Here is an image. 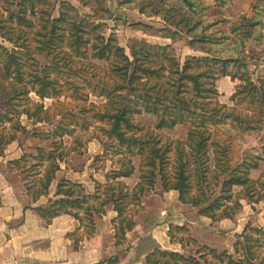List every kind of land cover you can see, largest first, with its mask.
Masks as SVG:
<instances>
[{"label": "rangeland", "instance_id": "rangeland-1", "mask_svg": "<svg viewBox=\"0 0 264 264\" xmlns=\"http://www.w3.org/2000/svg\"><path fill=\"white\" fill-rule=\"evenodd\" d=\"M84 1L85 2L82 0H45V3L53 9L50 10L53 19L59 18L62 10H66L70 16L78 13L79 20L84 21L87 29L91 30L93 40L99 41L100 38L108 40L112 47L108 50H104L103 47H100L98 49V53L100 52V54H106L107 56L111 54V50L120 46L124 49L125 55L128 56L131 61H134L131 51L132 48H140L143 44L167 48L165 51L168 56L166 60H163V58H156V56H152L149 53L147 54L145 53L146 51H141V53H139L141 60L148 63L146 69L143 67L145 74L158 78L162 85L157 86L161 90L165 89L167 93L176 84V68L182 69L190 58H209L213 60V69H210L209 65L211 64L208 63L203 67L204 73L202 76L208 75L211 77L203 78L204 80L202 82L206 85L200 88H194V90L184 87L181 91H178L177 86V88L173 89L171 92L172 97L175 93L180 92L182 96L189 98L192 108H194V105L202 103L200 106L209 107V110L203 111L198 109L195 111L193 109L196 115L189 114L186 111L182 113L183 120H186L185 124H178L173 129L165 128L163 130H156V118L153 115L141 114L134 116L135 123L141 127V129L139 128L138 134L145 137L143 139L147 141V144L150 141L151 145L156 144L163 148H167V151H169L168 154H166L168 159L165 158L166 155L162 158L164 181L160 173L161 167H159V165L156 167L158 178L155 182H151L153 181L152 172H154L155 167H150L148 165V159H145V157L140 154L134 157L128 156L127 149L130 148L131 145H127V143L121 144L117 138L111 137L110 125L113 121L112 119L100 121L97 119V114L95 115L96 111L84 113L80 110V107H77L73 113H67V108L73 109L72 107L77 106L74 100L70 99L67 94L56 100L49 98L41 100L34 92H31L29 96H23L24 94H21L22 97L19 98L20 100L15 102L17 109L14 110H16V112H21L25 107L33 109L28 102V98L33 102L44 104L46 108L52 107V104L57 100L69 104V106L56 108L55 112V115L59 114V111L68 114L66 121L71 122L73 125L80 124L78 127H81L76 128L77 130L75 129L76 131L73 137L67 136L64 139L68 148L76 145L74 151L68 152V154L67 151H65L68 155L65 161L69 168L80 170L88 167L93 171L101 170V174L103 175L105 172L112 169L117 170L122 168V166L127 164V160H131L136 167V172L128 182L133 186L136 182H139L141 173H143L147 184L154 183V186H156V188L158 187L157 193L163 190V182L168 186L179 183L180 173L184 171L187 177L184 185L186 189L190 190L191 195L201 194V190L203 189L210 203L219 200L221 204H227L229 200L223 198L225 194L223 184L232 169L240 165L242 167L238 172L243 173L246 165L259 162L261 168L258 171L264 172V123L251 120L254 127L252 129H247L244 122L225 114V109L219 108L218 114H213L212 108L215 109L217 103L225 106L228 110L232 108L236 109L244 115H252L251 110L255 109L254 105L251 103L252 99L250 96L244 99V106L237 105L236 102L237 100H242L244 94L237 93L235 103L231 100L237 87L241 86L239 89L240 91L242 87H247L248 83L239 80L233 81L230 77L221 75L220 67L222 66L219 63L224 60H236L240 58L238 55L231 52L233 45H237V40L233 32L230 31V27L237 23L235 29L238 31V35L247 38L246 46L243 49V55L244 58H246V60H244L246 67L238 68L229 64L226 66V73L237 76L244 75L245 77L252 78L255 82L260 78H264V0H191L189 2L185 0ZM62 4H66V6ZM1 5L2 0H0V6ZM67 5H71L76 10L71 9ZM44 7L43 4L40 5L41 9ZM253 10H257L256 17ZM180 16H183L186 21H182L181 18L179 19ZM242 16L255 18L254 23L256 22L257 25L254 23V25L248 24L242 29V26L239 25L240 23L242 24ZM172 19L173 22L176 21L174 24L170 25L171 23L169 24L168 21ZM176 23L180 28H177ZM240 29L241 31L239 32ZM202 33H205L208 37H204ZM224 33L229 36V38L221 42L225 38L223 36ZM162 34L172 37V39L164 38L161 36ZM0 44H4L1 38ZM5 46L11 49L10 44L5 43ZM201 48L206 49V51H201ZM91 53L92 51L89 52L90 55ZM57 54L59 58L62 56L61 53H56L54 56L52 54L49 57H46L44 53V55L33 56V59L25 56L26 59L23 62V80L22 82L17 81L16 85L19 84L21 88L22 86H26L29 89L33 87L36 88L38 82L33 76V73L38 70L44 75L47 74L55 84L56 81L59 82L60 86L64 83L62 86L64 93L73 94V87L77 82L78 85L81 86V89L85 90V93H92L93 90L98 93L104 91L110 93V96L114 98L109 100L105 98H96L94 95H91L89 98L91 104H103L108 101L113 107H119L122 101L125 103L135 100L129 95V92L133 89L128 85L129 81L123 84L122 79L116 75L112 76L111 74L110 78L103 76L104 71L108 68V64L105 60L100 62L94 58L90 59L89 56V60L82 61L84 62L82 65L83 67L88 66L90 63L93 64L92 67L86 69V75L81 73L79 71L80 69L75 72L65 68L59 70L54 65L56 61L59 62L55 56ZM170 58H173V61H170ZM155 59L157 62H153ZM60 63H62V61H60ZM113 77L116 78L114 79ZM152 82L153 81H150V84ZM55 84L54 87L56 88L57 86ZM118 84H120V87H117ZM121 85L125 87L122 88ZM6 88H8V85L3 68L0 65V117L10 110L7 94L2 93ZM115 88L117 91H115ZM197 91H200V96L198 98L196 97ZM59 92L62 93V91L57 89V93ZM85 93H81V97L76 95L81 102L85 100ZM176 99L178 100V97ZM137 102L139 105L143 104L142 100H137ZM81 105L82 103L79 104V106ZM12 118L13 121L7 123H2L0 119V146L4 145L6 139L14 133L13 124L16 125L20 122L28 131L27 134H23L22 132L18 133L16 135L18 139L16 143L28 154H36L35 149L38 147L50 148V142L47 140H40L34 137V134L40 133L41 135L47 132H54L57 123L61 120V117L56 116V118H52L48 123H34L33 121H29L26 116H19L18 113H13ZM255 120H258V118H255ZM75 127L76 126H71L69 128L72 129ZM196 130H199L200 133H194ZM64 131L68 130L65 129ZM191 132H193L192 135ZM202 136H205L207 139V145L202 146L199 152L193 151L194 144L200 141ZM76 138L80 140L78 145L76 142L73 143ZM89 141H92V143L88 144ZM219 144H222L221 149L226 152L222 151L215 154V150H217ZM225 147H232V151L225 150ZM140 148L141 146L136 144L133 147L136 152ZM140 150L145 153V156H148V150ZM196 155L201 157L200 163L194 162V157ZM180 161H182V163H180ZM158 163H160L159 160ZM33 164V162H30L29 166ZM91 180H93V178H91ZM262 183L264 185V178L262 179ZM260 188L261 191L264 192L263 187L260 186ZM155 190L154 187V191ZM240 190L238 186L233 187L234 194H237ZM156 202V205L160 204V202ZM186 205L188 208L192 207L190 204ZM142 211L143 208L141 204L139 205L136 203V205L128 209V216L133 218L139 217ZM141 216L143 217L142 214ZM262 229L264 230V228ZM107 232V236L104 237V245L108 247L113 243V238L109 229ZM171 235L175 243L182 238L186 241L187 245H189L184 251L179 253L187 257L195 255L197 247L189 243L188 235L192 237L190 230L188 233L172 230ZM120 237L121 236H119V238ZM261 237L260 234H255V238L261 239ZM198 244L201 247L204 246L200 245V243ZM175 247L176 244L168 246L166 249L170 252H174L173 250ZM211 249L219 253L225 252V250L223 251L217 248ZM260 250L264 252L262 247ZM233 251L234 246L232 253ZM257 252L260 251L257 250ZM205 254L209 261H212V254L208 252ZM115 258L117 259L118 257L115 256ZM104 261L109 264L115 262V260L112 258L110 259V257L109 259H104Z\"/></svg>", "mask_w": 264, "mask_h": 264}, {"label": "trees", "instance_id": "trees-1", "mask_svg": "<svg viewBox=\"0 0 264 264\" xmlns=\"http://www.w3.org/2000/svg\"><path fill=\"white\" fill-rule=\"evenodd\" d=\"M82 1L85 2L84 0ZM185 1L189 2L191 0ZM41 4L45 6L42 9L40 8ZM62 5L66 6V4ZM67 6L76 10L71 5ZM50 10L53 9L45 3V0H2V5L0 6V38L4 43L3 45L0 44V65L3 68L4 76L8 85V88L2 93L7 94L8 103L10 105V110L0 117L2 123L12 122L13 113H18L19 116H26L29 121H33L34 123H48L52 118H56V116L61 117L54 132H47L41 135L40 133L34 134V137L50 142L49 149L38 147L35 149L36 154H25L20 160L11 162V165L15 168H24L26 170L25 173H27V177L30 179V183L27 185L29 192L35 197L48 193L57 172L61 168V163L65 161L66 156L68 157V152L70 153L76 149V145L68 148L64 142L65 137H73L74 132L77 130L76 128H81L78 127L80 124L73 125L71 122L66 121L68 114L57 111L59 114L55 115L56 108L69 106V104H65V102H61L60 100L53 103L52 107L46 108L44 104L33 102L28 98V102L33 109L25 107L21 112H16V110H14L17 109L15 102L20 100L19 98L22 97L23 94V96H29L31 92H34L41 100L47 98L56 100L67 94V96L74 100V103L77 105L72 107L73 109L67 108V113H73L77 107H80V110L84 113L88 111H96L95 115L97 114V119L100 121H108L112 119L113 121L110 125L111 137L117 138L121 144L127 143V145H131L130 148L127 149L128 156L134 157L137 154H140L145 157V159H148V165L150 167H155L154 172H152L153 181L151 182H155L158 178L156 173L157 165L161 167L160 173L163 177L162 158L168 154L169 151H167V148H163L159 145H151L150 141L147 144V141L143 139L145 137L138 134L139 128L141 129V127L135 123L134 116L141 114L153 115L156 118V130H163L165 128L173 129L178 124H185L186 120H183L182 113L186 111L189 114L196 115L195 111L198 109L203 111L209 110V107H201L200 105L202 103L196 104L194 105V108H192L189 98L182 96L180 92L175 93L172 97L171 92L173 89H176L177 86L178 91H181L184 87L186 89L190 88L191 90H194V88H200L206 85L202 82L204 80L203 78L211 77L208 75L202 76L204 73L203 67L208 63L211 64L209 65L210 69H213V60L209 58H190L182 69L176 68V84L167 93L165 89L161 90L157 86L162 85L158 78H154L151 75L147 76L145 74L143 67L146 69L148 63L142 61L139 56L141 51H146L145 53L147 54L149 53L152 56H156V58H163V60H166L168 57L165 53L167 48L151 46L148 44H143L140 48H132L131 51L134 61H131L129 57L125 55L124 49L120 46L111 50V54L106 56V54L98 53V49L103 47L104 50H108L112 47L109 41L105 38H100L99 41L93 40L91 30L87 29L84 21L79 20L78 13L70 16L66 10H62L60 17L53 19ZM141 11L145 13L143 10ZM253 12L256 17L257 10H253ZM180 18L182 21H186L183 16H180L179 19ZM173 19L168 21L169 24L171 23L170 25L174 24L176 21L173 22ZM254 19L255 18L242 16V24L240 23L239 25L242 26V29L248 24L257 25L256 22L254 23ZM176 26L177 28H180L177 23ZM236 26L237 23L230 27V31L233 32L237 40V45H233L231 52L238 55L240 58H237L236 60L221 61L219 63L222 66L220 67V74L225 77H230L233 81L239 80L247 82V87H242V90L239 91L241 86L237 87L231 100L235 103L237 93L244 94L242 100L236 101L237 105L244 106V99L247 96H250L252 99L251 103L254 105L255 109L251 110L252 115H244L236 109L232 108L231 110H228L225 106L217 103L215 109L212 108V112L213 114H218L221 108L225 109V114L229 117L233 116L234 118L241 120L245 123L247 129H252L254 127L252 121L264 123V78H260L255 82L252 78L245 77L244 75L237 76L226 73V66L229 64L238 68L246 67L244 63L246 58H244L243 49L246 46L247 38L238 35V31L235 29ZM240 31L241 29L239 32ZM202 35L208 37L205 33H202ZM161 36L172 39V37L165 34H162ZM223 36L225 38L223 37L224 40L221 42H224L225 39L228 40L229 36L225 33ZM5 43L10 44L11 49L5 46ZM90 51H92L91 55L89 54ZM201 51L205 52L206 49L201 48ZM44 53L46 54V57H49L52 54L54 56L56 53L62 54L60 58L58 54L55 55L59 62L55 60L56 62L54 65L59 70L65 68L75 72L80 69L79 71L86 75V69L92 67L93 64L90 63L88 66L83 67L82 65L84 62L82 61L89 60V56L90 59L94 58L100 62L105 60L108 64V68L104 71L103 76L110 78L111 74L112 76L116 75L122 79L123 84H125L126 81H129L128 85L133 88L129 92V95L135 100L125 103L122 101L119 107H113L108 101L103 104H91L89 102L91 95H94L96 98H105L109 100L113 97L110 96V93L104 91L98 93L93 90L92 93H85V90H82L77 82L74 84L73 94L67 93L66 91V93H64L62 90L64 83L60 86L59 82L56 81L55 84L47 74L44 75L38 70L33 73V76L38 82L36 88L33 87L29 89L26 86H22L21 88L19 84L16 85L17 81L22 82L23 80V62L26 57L33 59V56L44 55ZM170 59V61H173V58ZM60 61H62V63H60ZM153 62H157L156 59ZM113 78L115 79L116 77ZM150 81L153 82L150 84ZM54 84L57 86L56 88L54 87ZM117 87H120V84H118ZM121 87L124 88L125 86L121 85ZM57 89L62 91V93H57ZM115 91H117L116 88ZM80 92L85 93L84 102H81L76 96L78 95V97H81ZM199 96L200 91H197L196 97L198 98ZM177 97L178 100L176 99ZM136 99L142 100L143 104L139 105ZM80 103L84 106H79ZM193 109L195 111H193ZM255 118H258V120H255ZM71 126L76 127L70 129L69 127ZM12 127L14 133L6 139L4 145L0 146V154H2V150L5 146L17 139L16 135L18 133L22 132L23 134H27V128L20 122L16 125L13 124ZM65 129L68 131H64ZM192 133L193 132H191V135ZM194 133L199 134L200 132L199 130H196ZM206 141L207 139L205 136H202L201 140L194 144L193 151L199 152L202 146L207 145ZM75 142L78 145L80 140L76 138L73 143ZM135 144L141 146L140 149H144L145 151L148 150V156H145V153L140 149L136 152L133 149ZM221 147L222 144H219L217 150H215V154L224 151ZM224 149L232 151V147H225ZM65 151H67V154ZM165 158H167V155ZM194 159L195 163H200L201 157L196 155ZM158 160L160 163H158ZM30 162H33L34 164L29 166ZM180 163H182V161H180ZM241 167L242 166L237 165L235 169H232L223 184V190L225 191L223 198L229 200L227 201V204L224 205L221 204L219 200L210 203V200L206 198V192H204L203 189L201 190V194L191 195L190 190L186 189L184 185L187 179L184 171L180 173L179 183L168 186L163 182V189L165 192L172 190L179 192L180 201L183 204H190L193 208L198 209L199 215L208 217L214 222L224 219H233L243 209L241 203L243 199H248L250 202L254 203H259L264 200V192H262L260 188L261 186L264 189L262 183L264 172L258 181H254L250 178V171L259 169V162L246 165L243 173H239L238 170L241 169ZM135 172L136 167L133 165V162L127 160V164L122 166V168L117 170L113 169L110 172L107 177V184H98L97 192L94 195H88L82 185L63 180L59 184L57 192V195L63 196V198L51 202L46 208H40V214L48 222H51L54 218L61 215H70L77 221H80L81 225L85 227L86 233L90 236L95 233L96 221L106 214L107 208L112 207L118 213V218L115 221L116 237L119 238V236H121L120 238H124L126 232L132 231L135 226L133 217L128 216V209L131 206L136 205V203L140 205L141 198L149 195L155 187L154 183L147 184L143 173H141V182L134 190H131L122 179L132 177ZM235 186L241 188L240 192L237 194L233 193V187ZM172 230L185 233H188L189 231L186 227L173 226L169 232L170 237L172 236ZM255 234H260L262 236L261 239L255 238ZM188 237L189 243L197 247L195 255L187 257L179 252L157 249L147 257L146 264H264V252L260 250L261 247L264 249V230L262 228L254 227L252 224H248L243 234L237 236L233 253H230L229 251L219 253L208 246L201 247L194 238L189 235ZM76 239V246H78L81 242V238L79 237ZM171 243H175L172 238ZM176 243L181 245L183 251L189 246L182 238ZM257 250L260 252H257ZM206 252L212 254V261H209L205 254Z\"/></svg>", "mask_w": 264, "mask_h": 264}, {"label": "crops", "instance_id": "crops-1", "mask_svg": "<svg viewBox=\"0 0 264 264\" xmlns=\"http://www.w3.org/2000/svg\"><path fill=\"white\" fill-rule=\"evenodd\" d=\"M17 141L5 146L0 154V264H109L104 261L109 257L115 260L111 264H146L147 257L157 249L168 251V246L176 244L173 251H183L180 244L171 243L169 232L173 226L188 228L200 245L232 253L237 236L243 234L248 224L264 228V200L254 203L243 199V209L236 217L214 222L183 204L179 192L163 189L157 193L156 186L155 191L141 198L143 211L133 218L134 229L127 231L124 238L116 237L118 213L112 207L96 221L95 233L90 236L80 221L70 215H61L48 222L41 216L40 208L63 198L57 195L61 181L82 185L88 195H94L98 184H107L113 169L102 175L101 170L93 171L88 167L69 168L65 161L48 193L35 197L27 189L30 179L26 170L11 165L28 154ZM259 169L250 171L252 180L260 179L263 172ZM130 178L122 181L134 190L141 180L132 186L128 182ZM156 201L160 204L156 205ZM108 229L113 243L107 247L104 237ZM79 237L81 242L76 246Z\"/></svg>", "mask_w": 264, "mask_h": 264}]
</instances>
